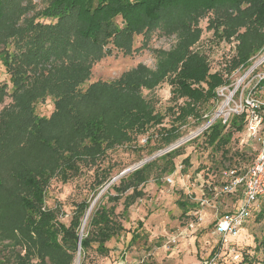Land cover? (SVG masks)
I'll return each mask as SVG.
<instances>
[{
	"label": "trees",
	"instance_id": "trees-1",
	"mask_svg": "<svg viewBox=\"0 0 264 264\" xmlns=\"http://www.w3.org/2000/svg\"><path fill=\"white\" fill-rule=\"evenodd\" d=\"M206 16L215 37L237 41L231 72L249 67L264 48V0H48L40 10L33 0H0V59L11 83L0 86V264H74L79 251L85 264L94 243L99 253L109 252L107 243L125 230L116 206L94 209L80 241L90 202L77 203L67 224L60 209L47 204L48 186L85 169L94 170L97 185L111 181L113 168L101 164L108 150L163 122L144 88L167 80L176 121L202 119V105L219 98L218 88L228 83L211 70L207 55L194 49ZM156 30L178 36L156 70L139 64L118 79L83 87L95 62L116 50L133 54L137 37L143 36L145 47ZM263 83L264 78L255 88ZM7 96L12 103L2 105ZM48 97L54 110L38 114L36 104ZM246 122V111L231 114L227 122L220 117L197 137L205 135L208 145L231 159L229 145ZM162 135L171 143L179 137L178 127ZM178 148L163 156H175ZM153 165L145 163L110 186L115 191H108L110 201L124 197L122 214L144 195L140 186ZM178 203L183 214L197 208L189 199ZM237 264L264 260L246 256Z\"/></svg>",
	"mask_w": 264,
	"mask_h": 264
},
{
	"label": "rangeland",
	"instance_id": "rangeland-1",
	"mask_svg": "<svg viewBox=\"0 0 264 264\" xmlns=\"http://www.w3.org/2000/svg\"><path fill=\"white\" fill-rule=\"evenodd\" d=\"M33 2L36 9L40 10L47 5L48 0ZM208 20L209 16H206L200 22L203 33L194 49L206 54L211 70L221 72L228 83L218 88L219 98L202 105V119L189 117L185 123L176 121L173 113L176 102L171 99V85L167 80L153 89L144 88L143 95L153 103L156 112L164 115L163 122L150 127L133 142L108 150L101 164L113 168L111 181L97 185L94 170L85 169L81 175L68 182L54 178L48 186L46 202L50 207L60 209V218L67 224L79 202H90L87 215L100 204L116 206L115 212L125 230L107 243V254L99 253L94 243L86 254L85 264H237L246 256L264 260V200L256 203L237 235L225 237L216 232L218 216L233 212L239 199V193L220 192L224 171L230 168L244 170L253 163L259 138L264 135V121L259 135L254 139L245 137V129L235 132L229 145L228 156L231 159L223 158L220 150L208 145L205 135H195L212 118H223L228 112L241 108L249 94L264 102V83L255 88L264 76V48L251 58L249 67H240L231 72V59L236 54L237 41L219 40L208 28ZM177 42L176 34L165 35L156 30L143 47V36H139L133 54L125 55L116 50L114 54L95 62L91 77L83 87L97 80L118 79L139 64L156 70L166 52L174 49ZM5 82L11 84L10 75L0 59V86ZM238 91L239 95H236ZM225 101H229L228 105L220 110ZM10 102L12 98L7 96L2 105ZM179 102L182 103L183 99ZM53 110L51 97L36 104V112L40 115L50 116ZM172 126L178 127L179 137L167 143L162 134L164 129ZM188 137V140L175 147H179L178 154L163 156L173 150L170 148L174 144ZM187 157L190 159L188 163L184 162ZM149 162H154V165L148 171L147 180L140 186L144 195L130 207L128 214H122L124 197L118 202L110 201L108 191L115 194L110 186L118 184L121 177L133 170L120 176L123 171L137 169L140 164L142 166ZM173 165V171H164ZM211 186L217 187L219 195L212 193ZM184 199L197 203V208L183 214L178 200ZM203 200L209 204L202 205ZM87 215L81 228L82 235L89 222ZM135 229V236L129 243ZM79 259L81 264V255Z\"/></svg>",
	"mask_w": 264,
	"mask_h": 264
},
{
	"label": "built area",
	"instance_id": "built-area-1",
	"mask_svg": "<svg viewBox=\"0 0 264 264\" xmlns=\"http://www.w3.org/2000/svg\"><path fill=\"white\" fill-rule=\"evenodd\" d=\"M250 96L251 94L246 98V102L241 108L225 114L223 121L227 122L231 114L246 111L245 137L254 139L259 135L263 125L262 107H264V102ZM210 125H207V127ZM211 191L217 195L220 192L225 194L239 193L237 208L233 212L221 214L216 222L217 233L225 237L237 235L249 219L256 203L264 199V135L259 138V147L253 163L246 170L239 168L226 169L220 192L216 186H211ZM201 202L202 205L209 204L207 200ZM199 219L202 220L201 217Z\"/></svg>",
	"mask_w": 264,
	"mask_h": 264
},
{
	"label": "water",
	"instance_id": "water-1",
	"mask_svg": "<svg viewBox=\"0 0 264 264\" xmlns=\"http://www.w3.org/2000/svg\"><path fill=\"white\" fill-rule=\"evenodd\" d=\"M215 119H216V117L212 118V120H210V122H209L207 125H210ZM207 125H206V127H207ZM206 127H205V128H206ZM205 128H202L201 130H199L195 135L200 134L201 131H202L203 129H205ZM189 138H190V137L185 138L184 140L177 142V143L174 144L170 149H174L175 147L179 146L182 142L188 140ZM141 164H143V162H142ZM141 164H140L138 167H140ZM131 170H135V169H134V168H129V169L123 171V172L120 174V176L126 174L127 172H129V171H131ZM81 237H82V233L80 234V241H81ZM80 241H79V245L81 244ZM78 253H79L78 256H80V251H79Z\"/></svg>",
	"mask_w": 264,
	"mask_h": 264
},
{
	"label": "bare ground",
	"instance_id": "bare-ground-1",
	"mask_svg": "<svg viewBox=\"0 0 264 264\" xmlns=\"http://www.w3.org/2000/svg\"><path fill=\"white\" fill-rule=\"evenodd\" d=\"M228 103H229V101H225L223 104H222V106H221V109L220 110H223L224 109V107L226 106V105H228ZM221 112V111H220ZM206 127V126H205ZM204 127V128H205ZM92 210V209H91ZM91 210L89 211V213H88V215L87 216H89V214L91 213ZM87 219H88V217H87ZM87 219H86V221H87ZM75 264H80V259H79V256H78V258H77V260H76V263Z\"/></svg>",
	"mask_w": 264,
	"mask_h": 264
},
{
	"label": "crops",
	"instance_id": "crops-1",
	"mask_svg": "<svg viewBox=\"0 0 264 264\" xmlns=\"http://www.w3.org/2000/svg\"><path fill=\"white\" fill-rule=\"evenodd\" d=\"M238 204H239V199H238Z\"/></svg>",
	"mask_w": 264,
	"mask_h": 264
}]
</instances>
